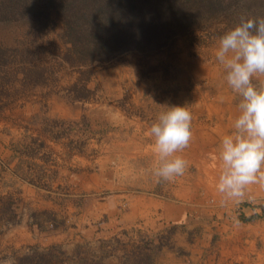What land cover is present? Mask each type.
<instances>
[{"label":"rangeland","instance_id":"obj_1","mask_svg":"<svg viewBox=\"0 0 264 264\" xmlns=\"http://www.w3.org/2000/svg\"><path fill=\"white\" fill-rule=\"evenodd\" d=\"M215 25L212 22L205 30L196 28L179 35L158 51H127L109 62L86 67L62 61L67 46L57 25L36 36L27 24L0 25V46L29 48L37 53L30 55V64L48 69L42 86L5 84L9 96L0 102V260L12 258L15 264H179L188 250L211 251L209 256L217 252L213 232L224 217L216 220L197 207L192 211L191 228L183 220L154 226L150 218L144 220L145 225L127 226L123 223L127 205L120 197L122 190L136 194V185L142 181L147 190L139 189L151 193L152 179L167 192L179 178L197 173L192 165L183 176L164 181L154 175L159 158L139 156L151 151L153 137L148 131L168 107L189 109L191 131L207 117V106L238 108L241 98L228 86L226 70L216 59L219 39L227 32L216 37L204 34ZM83 71L89 73L88 86L95 96L88 102H75L69 88ZM252 82L264 88V75L254 76ZM48 119H85L87 128L79 126L78 132H86L89 140L81 154L70 153L65 142L45 141L51 154L47 169L55 171V178L50 189L44 190L16 176L18 161L13 154L29 137L44 140L42 125ZM205 167L203 177L208 172ZM22 168L18 175L25 173ZM201 197L204 194L193 201Z\"/></svg>","mask_w":264,"mask_h":264},{"label":"trees","instance_id":"obj_2","mask_svg":"<svg viewBox=\"0 0 264 264\" xmlns=\"http://www.w3.org/2000/svg\"><path fill=\"white\" fill-rule=\"evenodd\" d=\"M259 17H264V0H0V25L27 24L35 36L59 26L60 39L67 46L62 61L76 67L106 63L127 51H158L177 36L196 28L205 30L212 22L216 25L204 34L221 36L222 31L229 32L242 20ZM19 49L0 46V69L5 70L0 74V102L9 96L5 84H45L48 69L30 64V55L37 53L29 48ZM89 81V73L80 72L69 88L73 101L88 102L94 98ZM42 126L45 139L29 137L17 145L20 150H14L13 157L18 161L17 177L36 188L49 190L55 171L47 169L51 154L45 141L65 142L70 153L81 154L89 138L86 132H78L79 126L87 128L85 119H48ZM20 167L25 172L22 175H18ZM257 208L264 217V204ZM249 219L239 216L243 222Z\"/></svg>","mask_w":264,"mask_h":264},{"label":"crops","instance_id":"obj_3","mask_svg":"<svg viewBox=\"0 0 264 264\" xmlns=\"http://www.w3.org/2000/svg\"><path fill=\"white\" fill-rule=\"evenodd\" d=\"M238 114L239 109L232 105L214 108L207 106V117L196 124L192 129L189 146L178 153L187 160V167L195 166L196 174L189 173L179 178L175 181L176 186L167 192L161 191L156 186V180L152 179L151 184L154 188L150 190L151 193L139 189L142 186L147 190L143 181L136 185L138 190L136 194L126 190L120 193V197L125 199L127 205L123 216V223L127 226L138 223L145 225L144 220L150 218L154 226L159 222L177 224L183 220L191 228L192 211H196L197 207L209 211L216 220L225 218L218 223L219 227L213 232L214 238H217L213 243L217 247V252L209 256L211 251L188 250L187 256H184V260L179 264H264V217L257 208L264 204V182L248 185L244 195L235 200L226 199L216 190L221 173V162L217 159L220 141L223 136L233 131V121ZM153 144L154 138L150 146L151 151L145 150L139 156L152 154L154 158H158L153 150ZM205 162L209 166H203ZM203 167L208 171L205 177L201 174ZM212 173L216 175L212 176ZM200 179L204 180L202 187ZM94 188L100 190L98 186ZM201 194H204V198H197V202L195 199L193 201V198ZM211 199L214 203L210 202ZM240 215L251 219L243 222L239 220ZM238 248L240 252L236 253Z\"/></svg>","mask_w":264,"mask_h":264},{"label":"clouds","instance_id":"obj_4","mask_svg":"<svg viewBox=\"0 0 264 264\" xmlns=\"http://www.w3.org/2000/svg\"><path fill=\"white\" fill-rule=\"evenodd\" d=\"M217 61L226 70L225 79L238 94L239 114L233 131L220 141L221 173L216 190L226 199H239L248 185L264 182V88L253 84V77L264 75V17L242 20L219 39ZM192 114L185 106L168 107L148 131L154 138L153 150L159 166L154 175L172 181L184 175L188 162L178 153L192 138ZM0 264H15L12 258Z\"/></svg>","mask_w":264,"mask_h":264}]
</instances>
